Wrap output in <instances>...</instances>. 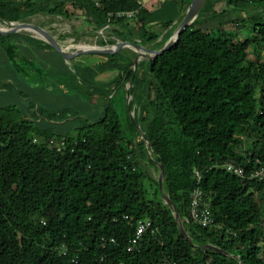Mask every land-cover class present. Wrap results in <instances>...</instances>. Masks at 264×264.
Returning <instances> with one entry per match:
<instances>
[{
    "label": "trees",
    "instance_id": "16d2710c",
    "mask_svg": "<svg viewBox=\"0 0 264 264\" xmlns=\"http://www.w3.org/2000/svg\"><path fill=\"white\" fill-rule=\"evenodd\" d=\"M263 1L224 3L233 10L243 4H258L259 9ZM153 10L139 0H0V18L8 21L40 13L69 20L80 15L98 28L113 27L112 34L125 41L138 37L142 44L160 38L149 29ZM120 12L135 16L116 17ZM254 15L251 38L236 41L223 28L200 27L216 17L206 12L181 34L177 45L139 64L145 72L139 119L149 148L164 167L165 190L195 245L181 235L170 207L160 197L157 180L154 196L149 197L144 179L152 177L138 160L140 152L146 154L143 140L136 148L123 146L110 96L125 75L127 81L133 76L134 59H124V52L92 54L103 58L89 66L74 62V71L61 60L71 82L54 81L55 89H65L63 98L76 97L81 103L83 94L105 108L99 119H87L75 128L74 136L54 131L57 125L68 124V110L52 114L53 118L39 114L37 122L15 119L13 108L0 106V264H264V180L241 178L224 168L229 161L247 172L264 165V62L248 58L263 49L264 15ZM23 31L41 36L31 29ZM170 36L166 34L156 49ZM89 45L69 42L64 48ZM50 50L56 51L28 35L0 34V58L6 67L11 66L9 57L37 54L47 64ZM135 52L147 54L142 49ZM118 69L117 79L97 82L98 76ZM48 82L44 91L54 92ZM196 170L214 219L207 228L191 216ZM139 220L151 221L155 233L144 236L140 250L128 252ZM206 244L230 256L202 249Z\"/></svg>",
    "mask_w": 264,
    "mask_h": 264
},
{
    "label": "rangeland",
    "instance_id": "374dc122",
    "mask_svg": "<svg viewBox=\"0 0 264 264\" xmlns=\"http://www.w3.org/2000/svg\"><path fill=\"white\" fill-rule=\"evenodd\" d=\"M58 1L59 0H57V2ZM139 1L143 2L145 5L148 4L149 7L154 8L149 29L154 33L162 34L161 38H164L166 34H170L171 36L174 34L179 22L184 16V12L186 11L185 9L192 2V0ZM224 1L225 0H206L202 9V13L200 14V17H198V21L205 17L206 12L207 14L216 17H209L207 23H203L199 26L203 29H209L214 31L223 28L225 30L224 33L231 34L236 41H242L246 38H251L250 26L256 21L254 20L256 18L254 14H259L260 16L264 15V1L262 2L261 7L259 9L257 8L258 4H243L237 10L227 8ZM225 9L227 10V12L223 14L222 11ZM216 13L218 14L214 15ZM28 20L32 23L35 20H38L37 25H40L45 29L49 30L51 34L54 35L60 41V44L64 47L67 46L69 42H72L74 44L86 43L90 44L89 46L98 45L100 47H103L114 45L116 42L123 40L122 38L112 34L113 27L106 25L102 28H98L95 24L84 21V19L80 15L74 16L72 19L69 20L60 16L40 13L27 18L25 21ZM170 21L172 22V25L168 28L166 24ZM65 26H68V30L65 29ZM165 29L166 31L163 32ZM20 34L32 37L30 35V32L22 31ZM102 36L105 37L102 38ZM129 41H137L138 43L142 44L141 40L138 37H135ZM157 43L158 41L142 45H145L147 48L156 49ZM262 48V50L257 49V52L255 54H250L248 58L250 60H254L256 57H258L260 62H264V45L262 46ZM135 50L139 51L140 49H136L132 46H127L122 48L120 52H124V59L132 58L135 60L136 56L138 55ZM70 52H77V49L72 48L70 49ZM23 58V56L21 58L17 56L15 58H7L9 63L11 64L10 67H6V62L2 61V59L0 58V106L13 108L11 114L15 119H24L28 117L29 119L36 120L37 122H39L37 120L39 114H41L40 118H44L46 116L53 118L52 114L59 115L65 110H68V124L57 125L54 131L56 134L66 133L70 134V136H74L76 133L75 128L83 125V123L87 119L96 121L97 119H99V117L104 115V106L97 107L96 103H94L92 100L87 101V99L89 98L85 97L83 94L80 95V98H82L81 103H79L80 101L76 97L72 99L63 98L62 96L64 94L62 93L65 91V89H55V87L57 86L54 82L56 80V82L63 80L62 84L64 85H67L68 82H71L72 76H69L68 73L63 70L61 60H63L66 65H68L69 70L74 71V62L89 66L97 61H101L103 57L101 58L100 56H95L92 54L78 55L73 61H71L70 64H68L65 59L61 55H59V53L50 50L47 52V64H42L43 60L40 59L39 54L35 55L34 57L28 56L25 59ZM142 61H146V59ZM139 64L135 65L133 63V76L130 78L129 81H127L125 75L121 84L116 85V87H113L114 92L110 96L111 105L114 107L119 117V123L123 133V146L125 147H128V144H131L136 148L138 141L142 140L141 134L136 128L137 125L133 123V116L128 108L129 106L132 107V112H134L136 122L145 132L144 126L141 124L139 119L141 114V105L139 103L142 104L144 102L142 99L145 96V89H143L142 87V81L144 80L145 72L143 71L142 66ZM11 67L12 69L16 70L15 75L12 74L10 70ZM119 74V69L107 71L102 75L98 76L97 82L99 84L109 83L112 80L117 79ZM134 76L135 81L133 83ZM46 77L49 80L51 78V80L48 82ZM19 80L23 81L29 86L34 87L33 90L37 91H35V93L32 95V90H28L21 85L17 86V81ZM47 82L48 87H50L49 90L54 91L46 92L47 97L49 94L54 96L49 97V99L45 95H42V92H44V87ZM51 82H53V84L50 86L49 84ZM64 85H61V87ZM9 89H12V91ZM19 93L22 95L23 98L20 97ZM68 93V96H76V93H73L72 95ZM129 95L131 96V98L129 97ZM58 96L60 97V99ZM97 101L101 102L102 99L98 97ZM29 104L32 105L30 109ZM52 122L62 124L64 121L55 120ZM145 148L146 154L140 152L141 156L138 160L143 171H145L150 177H152V179H149L148 177L144 179V186L149 193V197H153V193L157 188L155 180H157L160 176L158 165L159 162H157V160L155 159L154 154H151V149L148 148L149 150H147L146 144ZM141 150L142 149L140 147V151ZM239 151L243 152L242 150ZM166 193L168 192L166 191ZM160 197L162 198L161 193Z\"/></svg>",
    "mask_w": 264,
    "mask_h": 264
},
{
    "label": "water",
    "instance_id": "95a60500",
    "mask_svg": "<svg viewBox=\"0 0 264 264\" xmlns=\"http://www.w3.org/2000/svg\"><path fill=\"white\" fill-rule=\"evenodd\" d=\"M205 2H206V0H192L190 5L188 6L186 11L184 12V16L181 19V21L179 22L174 34L165 42V44L160 49L147 48L145 45H142V44L138 43L137 41L120 40V41L116 42L114 45L103 46V47L98 46V48H94V49H85V50H79L78 49L77 52H70V50H67V48H64V46L60 44V41L54 35H52L49 30L45 29L44 27L37 25V24H34V23L21 22L23 20H21V21H8V20L2 19V18H0L1 21L8 23L10 25L14 24V26H11L7 30H0V34L7 36L10 34H14V33H21L23 31V29L29 28L32 31L39 33L41 35V36H38V35L36 36L35 34H30L32 37L37 38L39 40H42V41L48 43L49 45H51L65 59V61L68 64H70L71 61L73 59H75V57L78 55H86V54L112 55V54L119 53L121 51V49L124 47H127V46L131 47L132 46L136 49H142V50L147 51V54H145L143 56H141V54L138 53V55L136 56V59L133 61V63L135 65H137L144 59H146V61H151V60L155 59L156 57H158L159 55H162L164 52L169 51L173 46L177 45V43L179 42V40L181 38V34L188 27H190L196 21L198 16L200 15ZM160 39L161 38H159L157 41H160ZM127 95H128V93H127ZM129 97L131 98L130 95H129ZM128 108L131 111V114L133 116L132 117L133 123L135 125H137L136 128L139 130V133L141 134V138L147 146V150H149L148 148L150 147V145H149V142H148L147 137H146V132H144L141 129V127L138 125V123L136 122L134 112H132V108L130 106ZM152 153H153V151L151 149V154ZM158 165H159V171H160L159 175L160 176L157 179V181L159 184V188L161 190L163 202H164V204H166L170 207L171 212L174 215L175 220L177 222L178 229H179L181 235L190 244L195 245L192 238L189 236V234L187 233V231L184 227V223H183V221L179 215V212H178L176 205L171 200L169 194L166 193V191H165L164 167H163L162 163H159ZM201 248L212 250V251L230 256V254L228 252L220 249L219 247L211 245V244H206V245L202 246Z\"/></svg>",
    "mask_w": 264,
    "mask_h": 264
},
{
    "label": "built area",
    "instance_id": "2783aa9c",
    "mask_svg": "<svg viewBox=\"0 0 264 264\" xmlns=\"http://www.w3.org/2000/svg\"><path fill=\"white\" fill-rule=\"evenodd\" d=\"M140 4H144L139 1ZM145 5V4H144ZM135 16V12H120L116 15L119 18H127L131 20ZM225 170L233 175L241 178H249L255 180H264V165L258 166L249 170L248 172L243 166L237 165L234 162H227L224 166ZM197 186L191 192V216L193 220L202 228L210 227L213 222V215L208 203L204 200V193L199 187L201 182V173L194 171ZM125 218H128L127 216ZM148 233L154 234L152 222L148 220H139L135 225V234L128 243V252H135L140 250L141 242L144 236ZM175 264V263H170Z\"/></svg>",
    "mask_w": 264,
    "mask_h": 264
},
{
    "label": "bare ground",
    "instance_id": "6f19581e",
    "mask_svg": "<svg viewBox=\"0 0 264 264\" xmlns=\"http://www.w3.org/2000/svg\"><path fill=\"white\" fill-rule=\"evenodd\" d=\"M37 21L38 20H35L33 23L34 24H37ZM21 22H31V21H25V20H23V21H21ZM32 23V22H31ZM1 26H3V27H11V26H14V24H8V23H5V22H3V21H1L0 20V27ZM25 29H29V28H25ZM25 29H23V30H25ZM54 29V28H53ZM57 31V30H56ZM105 36H102V38H104ZM69 38V37H68ZM94 48H98V45H91V46H87V47H84V48H80L79 50H85V49H94ZM67 50H70V49H67ZM78 50V49H77ZM122 50V49H121ZM124 55V54H123ZM141 56H143V55H141ZM126 57H127V55H126Z\"/></svg>",
    "mask_w": 264,
    "mask_h": 264
},
{
    "label": "crops",
    "instance_id": "0c3cea01",
    "mask_svg": "<svg viewBox=\"0 0 264 264\" xmlns=\"http://www.w3.org/2000/svg\"><path fill=\"white\" fill-rule=\"evenodd\" d=\"M152 16H153V12H152V15H151V17H150V20H149V22H151V19H152ZM150 26V25H149ZM150 28V27H149ZM169 28V27H168ZM166 30H164L163 32H165ZM157 34V33H156ZM162 37V34H160V38ZM163 38H161V40H162ZM160 40V41H161ZM159 42V41H158ZM65 65H66V63H65ZM22 83H24V82H21L20 81V83H19V81H17V85H21ZM22 85H24V84H22ZM9 90H11L12 91V89H9ZM33 92H32V95L35 93V91L34 90H32ZM41 91H43V90H41ZM43 94L42 95H45L46 96V91H44V92H42ZM47 97V96H46ZM49 97H51V94H49L48 95V99H49Z\"/></svg>",
    "mask_w": 264,
    "mask_h": 264
}]
</instances>
